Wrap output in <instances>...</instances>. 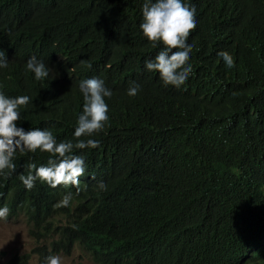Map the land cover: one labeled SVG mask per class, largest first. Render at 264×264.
<instances>
[{
	"label": "trees",
	"instance_id": "1",
	"mask_svg": "<svg viewBox=\"0 0 264 264\" xmlns=\"http://www.w3.org/2000/svg\"><path fill=\"white\" fill-rule=\"evenodd\" d=\"M194 2L201 45L176 85L143 68L162 47L138 27L143 0H0V49L17 45L51 68L52 79L26 70L2 82L6 94L31 97L20 106L25 129L75 142L79 81L97 76L112 89L109 119L93 134L99 145L74 149L85 157L82 183L38 179L27 189L20 174L51 154L17 152L16 168L0 174L7 215H23L38 237L57 233L53 247L80 241L98 264H264V0ZM130 81L140 84L136 96L126 93ZM58 212H67L63 225Z\"/></svg>",
	"mask_w": 264,
	"mask_h": 264
},
{
	"label": "clouds",
	"instance_id": "2",
	"mask_svg": "<svg viewBox=\"0 0 264 264\" xmlns=\"http://www.w3.org/2000/svg\"><path fill=\"white\" fill-rule=\"evenodd\" d=\"M142 19L138 25L142 35L154 46L159 47L151 58H145L143 68L146 71H157L165 80L176 85L183 84L192 72L193 47L201 44L192 36L197 30L198 13L194 0H143L141 4ZM18 46L0 49V174L5 169L14 170L16 164L14 156L17 152H35L39 149L51 155L46 164L37 166L30 163V171L20 174V180L27 189H31L39 179L51 187L57 185L81 184V176L86 171V162L83 154L74 149L95 148L100 140L93 137L94 133L103 130L105 122L109 119V105L107 97H111L112 89L105 85L102 78L92 76L79 81L78 89L83 97L82 111L78 114L72 136L77 139L58 140L47 128L29 127L25 129L18 123L21 118L20 106L27 105L31 99L29 95H8L2 88L3 81L11 82L13 76L22 71L29 70L35 79L50 76V67L36 56L22 55L17 51ZM217 56L222 59L225 66L231 68L234 64L233 57L227 50H219ZM54 73V72H53ZM52 87H61L63 80L57 78L54 73ZM140 84L130 81L126 89L128 96H136ZM87 137V139H81ZM34 169L35 171H31ZM104 181H97L100 191L105 189ZM73 197L72 192L62 195L60 203L68 207ZM7 205H0V219L3 217L14 218L23 215L9 216ZM28 226V235L36 242V246L30 252L15 256H28L26 264L32 258H36L38 264H61L60 256H68L73 251L79 250L86 254L89 264H98L91 255L89 247L80 241L67 242L63 246L53 247V242L58 240V234L49 231L42 232L41 236L34 232L28 219L23 217ZM56 225H63L68 221L67 212L55 213ZM36 248H42L36 249ZM48 254L44 257L45 254ZM12 257V258H13ZM11 258V259H12ZM11 259L5 264H10ZM99 264H110L100 262ZM242 264H249L245 260Z\"/></svg>",
	"mask_w": 264,
	"mask_h": 264
},
{
	"label": "rangeland",
	"instance_id": "3",
	"mask_svg": "<svg viewBox=\"0 0 264 264\" xmlns=\"http://www.w3.org/2000/svg\"><path fill=\"white\" fill-rule=\"evenodd\" d=\"M36 245L28 235V226L22 216L0 219V264H5L14 255L30 252ZM60 257L61 264H89V260L85 259L86 254L79 250ZM29 264H38V261L32 258Z\"/></svg>",
	"mask_w": 264,
	"mask_h": 264
}]
</instances>
